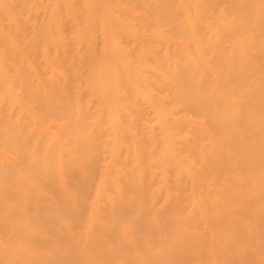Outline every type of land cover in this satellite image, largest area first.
<instances>
[{
	"label": "bare ground",
	"instance_id": "1",
	"mask_svg": "<svg viewBox=\"0 0 264 264\" xmlns=\"http://www.w3.org/2000/svg\"><path fill=\"white\" fill-rule=\"evenodd\" d=\"M0 264H264V0H0Z\"/></svg>",
	"mask_w": 264,
	"mask_h": 264
}]
</instances>
